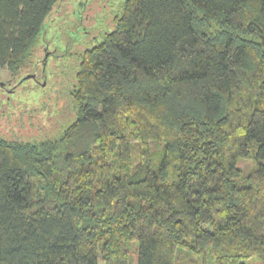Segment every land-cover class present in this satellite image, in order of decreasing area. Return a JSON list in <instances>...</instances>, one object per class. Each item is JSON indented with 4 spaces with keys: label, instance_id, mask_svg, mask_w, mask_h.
Instances as JSON below:
<instances>
[{
    "label": "trees",
    "instance_id": "1",
    "mask_svg": "<svg viewBox=\"0 0 264 264\" xmlns=\"http://www.w3.org/2000/svg\"><path fill=\"white\" fill-rule=\"evenodd\" d=\"M61 1L0 0V70L36 74ZM113 24L52 75L58 131L0 135V264H264V0Z\"/></svg>",
    "mask_w": 264,
    "mask_h": 264
},
{
    "label": "rangeland",
    "instance_id": "2",
    "mask_svg": "<svg viewBox=\"0 0 264 264\" xmlns=\"http://www.w3.org/2000/svg\"><path fill=\"white\" fill-rule=\"evenodd\" d=\"M124 1H61L42 32L39 48L46 49L36 53L41 59L39 67L35 68L37 71L35 78L26 79L27 76L34 74V68L30 67L22 70L17 76H12L7 68L0 70L1 136L9 137L10 134L18 136L20 132L28 136L38 130H41L42 134L46 132L51 135L59 130L62 117L65 119L66 117L64 113L61 116H53L56 112L52 111L51 105H55L53 100L56 86L52 85V75L68 69L67 77L72 76L76 65V60L72 61L68 56L72 43L75 45L78 43L76 48L81 51L100 42L102 36L114 28V19L120 14ZM42 58H50L43 67ZM64 104V100L59 99L58 107L64 108ZM45 107L51 110V114L40 112V109ZM247 263L255 264L252 260Z\"/></svg>",
    "mask_w": 264,
    "mask_h": 264
},
{
    "label": "water",
    "instance_id": "3",
    "mask_svg": "<svg viewBox=\"0 0 264 264\" xmlns=\"http://www.w3.org/2000/svg\"><path fill=\"white\" fill-rule=\"evenodd\" d=\"M31 78H32V79L35 78V74L27 76L26 79H31Z\"/></svg>",
    "mask_w": 264,
    "mask_h": 264
}]
</instances>
